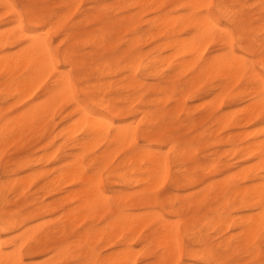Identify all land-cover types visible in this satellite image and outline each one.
Segmentation results:
<instances>
[{"label": "bare ground", "instance_id": "bare-ground-1", "mask_svg": "<svg viewBox=\"0 0 264 264\" xmlns=\"http://www.w3.org/2000/svg\"><path fill=\"white\" fill-rule=\"evenodd\" d=\"M81 2L0 0V155L8 140L42 129L44 139H50L43 149L54 150L28 158V169L42 168L7 184L16 189L41 178V192L54 200L49 205L38 202V210L58 207L60 199L75 203L83 198L82 204L68 208L70 220L99 214H107L110 220L105 229L98 225L75 230L77 240L61 248L52 249L51 241L64 228L52 229L47 220L3 239L24 221L2 214L0 182V264H33L26 261L25 249L30 259L46 256L43 264L70 259L78 264H134L136 245L146 247L152 242L160 252L143 257L154 259V264L181 263L184 256L196 264H246L237 259L242 251L260 262L264 72L254 67L249 56L264 53V16L255 25L245 15L243 0L216 4L227 25L212 11L214 0H110L100 7L98 0H92L95 6L90 10H81ZM168 2L170 9H163ZM258 6L264 10V0ZM133 7L136 13L131 12ZM149 7L154 11L144 39L138 24ZM5 16L12 18L10 24H2ZM90 18L103 25L85 31ZM116 26L121 29L114 30ZM61 29L65 48L60 51L49 32ZM148 41L154 47L144 51ZM214 43L222 44L221 52H210ZM88 47L92 50L86 52ZM103 49L107 59L100 58ZM91 75H96L94 83ZM117 76L113 82L105 81ZM48 78L52 82L39 96L31 97L32 90ZM204 83H209L213 96L202 117L192 115L186 96L172 103L179 88L192 91ZM26 96L30 100L22 111L2 124L10 100L18 97L20 103ZM70 106L61 120H68L66 126L57 132L55 123L45 130L56 110ZM182 114L185 119L178 122ZM207 121L215 123V130L202 129ZM182 127L197 130L196 135L183 139ZM199 148L217 157L225 171L233 168L234 156L243 158L244 165L213 180L207 172L218 166L198 159L194 152ZM52 163L59 166L48 168ZM105 170L112 180V194L103 185ZM166 183L172 190L162 192ZM174 190H186L194 200L177 206L180 197ZM167 205L169 216L155 211ZM153 221L155 226L142 234V228ZM185 237L192 240L189 247ZM100 241L108 248L105 254L96 249Z\"/></svg>", "mask_w": 264, "mask_h": 264}, {"label": "rangeland", "instance_id": "rangeland-1", "mask_svg": "<svg viewBox=\"0 0 264 264\" xmlns=\"http://www.w3.org/2000/svg\"><path fill=\"white\" fill-rule=\"evenodd\" d=\"M85 1H86V4H85ZM131 1L133 3V1H135V0H131ZM258 1L259 0H243V2H245V9H244L245 15L252 17L255 25L260 24L261 22L258 21L257 19L259 17L264 16V10L261 9L260 6H258ZM214 2H215V5L212 8V11L217 13V17L219 18L220 23L222 25H227L226 18L222 14H220L216 8V4L219 2V0H214ZM108 3H110V0H98L97 6L100 7V6H103L104 4H108ZM93 6H95V3H93L92 0H82V2L79 4V7H81V10H85V9L90 10ZM162 7H163V9H165V8L168 9L169 8V2L167 4H164V6H162ZM137 11L138 10L135 7H133L131 10L132 13H136ZM153 11L154 10L149 7L144 12V14L142 15L141 23L138 24V26H139L138 30H139L140 34L144 37V39H147L146 35L148 33V30H149V25L147 23V20L151 18ZM3 12L4 11L2 10V13ZM115 16H117V14ZM11 19H12L11 17L5 16L4 18H2L1 22H2V24H10L9 21ZM102 25L103 24H100L98 21H95V20L90 18L84 24V30L85 31H92L94 29L101 27ZM47 29H49V27L44 28L45 31H47ZM119 29H121V27L116 26L114 30H119ZM49 33H50V37L52 39L54 48H56L60 51L63 50L65 48V42H63V38H64L63 29L59 30L58 32H55L54 30H50ZM124 40H125V38L121 40L123 47H124V44H123ZM148 42H146V46L144 48V51H149L150 49H152L154 47V44L150 43V41H148ZM221 45L222 44H220V43L219 44L214 43L213 45L210 46V52H212V53L213 52L214 53L221 52L222 51ZM236 48H237V45H236ZM91 50L92 49L90 47H88L86 52H89ZM101 54H102V56L100 58L107 59V55H106L104 49H103ZM263 56H264V53L256 55V56H251V55L249 56V57H251L250 59L254 62V67L257 70H261L262 72H264L263 64H262V60H263L262 57ZM61 65L63 67V62L61 63ZM89 72H92V71L89 70ZM95 76L96 75L90 76V80L93 83L95 82L94 81ZM116 79H118V76L117 77H109V78L105 79V81L106 82H113ZM75 81H76L77 87H79V89H80V85L78 84L77 80H75ZM51 82H52V79H50V78L46 79L38 88L32 90L31 94H29V95L31 97L39 96L43 92V90ZM206 86H208V87H206ZM209 89H210L209 83L201 84L199 87H197L196 89H194L192 91H189L188 87L179 88L174 95L172 103L174 104V100L177 99L178 97L186 96L185 98H186V101L188 103V108L191 109L192 115L196 116V117H202L207 112V109L210 107V105H209L210 100L212 99V96H213L209 92ZM30 96L29 97L26 96L23 99V101L20 103L17 100L18 97L12 98L8 104L11 107L2 113V115L4 114V118H5L4 119L2 116V124L6 121L13 119L16 115H18V113L22 111L23 104L27 103L30 100ZM147 96L150 98L152 96L151 92L148 93ZM189 98H190V100H189ZM200 102H202V103H200ZM198 103H200V104H198ZM70 109H71V106L69 108L65 107V108L56 110L54 112V114L51 115L50 122L48 123V126L45 128V130L49 129L53 124L56 123L59 126L57 129V132H59L61 130L60 128H63L64 126H66L68 124V120L64 123H62L61 120H62V117L67 115V113L70 111ZM11 116H14V117H11ZM184 119H185V115L182 114V115H180V119L178 120V122H181ZM202 124H203L202 129H207L209 132L211 130H215V128H216V125L213 121H207V122H204ZM181 129H182L183 139L193 138L197 132V130L194 131L193 129H189L188 131H186L187 129L185 127H182ZM49 140L50 139H44L43 130L40 129V130L33 131V132L28 131L23 136H21L18 139H15L14 141L8 140V142H5L2 146V154L0 155V182H2V187H4V189H3L4 194L2 196V214H4V215L14 214L16 220H23L24 221L22 226L19 227L15 232H13V233L10 232V233L4 234L3 239H10L13 235L20 233L21 230H25V231H21L23 233V232H26L27 230H29V228H32L31 227L32 224L37 225V224L47 220V222H49V226L52 229L64 228V230L59 231L58 235L55 236L51 241V248L52 249L61 248L64 244H67V243L71 244L77 240V237L74 235L75 230L80 231L85 226L95 227L98 225L99 226L96 228L105 229L107 224H108V221L110 220V218L108 217L107 214H99L95 217L87 216L83 221L77 220L75 218L70 220L69 219L70 218L69 217L70 210L73 207L79 205L80 202L82 204L83 203L82 201H84L83 198L76 200L75 203H73V202L72 203H68V202L63 203L62 202L63 199H60L61 198L60 197L59 198L60 199L59 200L60 206L50 207V208L43 209V210H38V207H39L38 202L43 201L45 205H49L54 200L53 197H50L48 195H44L43 192H41L40 187H41L42 182H43V180L41 178H35V179H33L32 182H29V183L23 182L22 185L16 189L12 187L13 185L10 186L7 184V182H8L7 180L17 179V178L18 179H21V178L26 179V177H28L34 170H38V169L42 168L39 165H35L33 170L28 169V164H26V161L28 158H34V159L40 158L41 156L52 152L54 149H49V150L43 149V148H45L43 146H45L46 142H49ZM140 142H141V144L143 143V141L141 139H140ZM21 143H22V145H21ZM3 148H5V149H3ZM194 153H196V156L201 161L209 162L210 165H213V166H216V165L218 166V169L213 170L211 172L210 171L207 172V175L212 176L213 180H218V179L226 177L229 174H233L235 172H238L240 170V168H242L244 165L243 164L244 163L243 158H236L234 156V157H231L232 159L230 160L231 163L233 164V168L229 171H225V167L222 165L223 163H218V160H215L217 157H213L212 155L210 156L209 155L210 152H208L206 149L199 148ZM63 155L64 154H61L60 157ZM117 159H120V157H118ZM222 160L226 161V158L222 157ZM58 166H59L58 163H52L50 166H48V168H55ZM2 168H4V169H2ZM102 179H103L104 187L109 192H111V194H112L114 188H112V185H113L112 180L108 178V172L106 170L102 174ZM137 188H139V187H137ZM121 189L122 188H118V191H120ZM169 190H172L171 184L166 183L162 187L161 191L166 192ZM18 192H21V193H18ZM173 193H174V195H178L180 197L179 200L176 201L177 206H179L180 204L181 205H184V204L189 205L190 202L194 200V198H192V197L190 198L187 196L188 192L186 190H179L178 192L176 190H174ZM68 208H71V209H68ZM168 209H169L168 205H167V207H164V208L158 206L155 208V211L156 212L157 211L158 212H164L167 214ZM60 213H62V214H60ZM64 213L66 215H64ZM57 215H59V216H57ZM63 216H65V217L63 218ZM167 216H169V215L167 214ZM210 216H212V214ZM44 218H47V219H44ZM74 223H76V224H74ZM154 224H155V222L153 221V222L149 223L148 225H145L140 232L142 234L146 235L149 232V230L155 226ZM100 225L101 226L105 225V226L101 227ZM28 226H29V228H28ZM25 227H26V229H24ZM216 234H217V232L212 233V235H216ZM217 237L218 236H216V238ZM184 243H185L186 247H189L192 243V240L190 238L185 237ZM104 246H105V244L100 241L98 243L96 249L102 251L103 254H105L108 252V248H105ZM260 246H261L262 251H263L262 260L260 262H256L253 259H249L247 254L244 253L243 251L238 255L237 259L239 258L242 261H246V264H264V240L261 241ZM136 247H137L136 250H139V251L136 252L138 254L135 255L134 264H154L153 263L154 259L146 260L143 257L148 252H154V251H157L158 253L160 252V250L157 249V247L154 245L153 242L146 247L144 244L138 243L136 245ZM140 248H141V250H140ZM11 249H12V247H11ZM22 253H23L24 257L26 258V261L29 263L33 262V264H43V261L46 259V256H36V257L30 259L27 257L26 249L23 250ZM42 258H45V259H42ZM34 259H37V260L35 261ZM228 261L232 262V259H229ZM196 263H197L196 261L189 260L187 258V256H184L183 261L181 263L180 262L174 263V261H171L168 264H196ZM61 264H78V263H76L74 260L70 259V260H67L66 262L64 261V263L62 262Z\"/></svg>", "mask_w": 264, "mask_h": 264}, {"label": "snow or ice", "instance_id": "snow-or-ice-1", "mask_svg": "<svg viewBox=\"0 0 264 264\" xmlns=\"http://www.w3.org/2000/svg\"><path fill=\"white\" fill-rule=\"evenodd\" d=\"M87 101H88V98L85 97V98H83L82 103H84L85 106H86L87 105ZM20 264H23V262L21 261Z\"/></svg>", "mask_w": 264, "mask_h": 264}]
</instances>
